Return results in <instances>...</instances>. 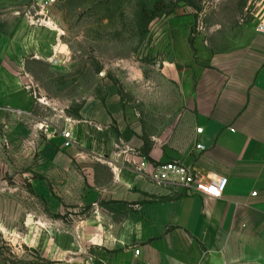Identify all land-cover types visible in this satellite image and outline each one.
<instances>
[{
	"label": "crops",
	"instance_id": "obj_1",
	"mask_svg": "<svg viewBox=\"0 0 264 264\" xmlns=\"http://www.w3.org/2000/svg\"><path fill=\"white\" fill-rule=\"evenodd\" d=\"M31 1L0 0L7 127L15 108L28 104L18 70ZM195 22L180 10L163 20L159 75L144 78L132 97L115 95L54 128L49 114L29 115L40 122L24 144L29 174L38 169L47 193L55 183L78 211L61 231V242L75 243L66 254L78 264H264V134L257 132L264 130V35L244 25L234 41L215 46L194 32ZM64 128L75 140L68 149ZM143 157L185 164L205 181L225 177L226 190L212 199L158 186L138 173Z\"/></svg>",
	"mask_w": 264,
	"mask_h": 264
},
{
	"label": "rangeland",
	"instance_id": "obj_2",
	"mask_svg": "<svg viewBox=\"0 0 264 264\" xmlns=\"http://www.w3.org/2000/svg\"><path fill=\"white\" fill-rule=\"evenodd\" d=\"M46 1L23 11L31 35L18 85L28 104L10 114L9 127L0 123V264H78L66 254L75 243L61 242L62 223L71 224L78 211L62 202L55 183L47 193L38 169L29 174L24 144L40 125L31 113L49 114L54 128L115 95L132 97L144 78L159 75L163 51L156 42L163 20L177 10L193 14L194 32L215 46L264 15V0Z\"/></svg>",
	"mask_w": 264,
	"mask_h": 264
},
{
	"label": "built area",
	"instance_id": "obj_3",
	"mask_svg": "<svg viewBox=\"0 0 264 264\" xmlns=\"http://www.w3.org/2000/svg\"><path fill=\"white\" fill-rule=\"evenodd\" d=\"M54 0H47L50 3ZM255 30L264 35V15L257 21ZM233 131H235L233 129ZM62 145L65 149L71 148L75 145V140L70 128L63 129ZM196 149L205 151L206 146L197 144ZM138 173L149 178L154 184L158 186L173 185L182 186L187 194L199 195L209 197L212 199H219L226 190L228 179L221 177L219 179H212L205 181L192 167L179 162L167 163H153L148 161L145 157L139 163ZM139 255L140 251H135Z\"/></svg>",
	"mask_w": 264,
	"mask_h": 264
}]
</instances>
